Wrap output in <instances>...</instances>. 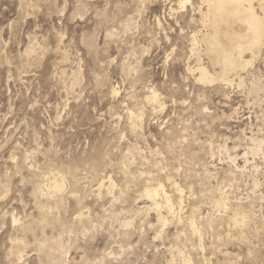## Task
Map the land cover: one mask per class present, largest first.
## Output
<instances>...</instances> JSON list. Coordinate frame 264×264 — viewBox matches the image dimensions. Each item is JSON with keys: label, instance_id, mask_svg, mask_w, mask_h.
<instances>
[{"label": "rangeland", "instance_id": "374dc122", "mask_svg": "<svg viewBox=\"0 0 264 264\" xmlns=\"http://www.w3.org/2000/svg\"><path fill=\"white\" fill-rule=\"evenodd\" d=\"M204 9L0 0V264H264V48L200 83Z\"/></svg>", "mask_w": 264, "mask_h": 264}, {"label": "bare ground", "instance_id": "6f19581e", "mask_svg": "<svg viewBox=\"0 0 264 264\" xmlns=\"http://www.w3.org/2000/svg\"><path fill=\"white\" fill-rule=\"evenodd\" d=\"M186 1L187 0H180L182 7ZM257 1L261 12L260 14L255 11L252 0H202L205 4V9L203 11L199 10V12L201 22L206 28V31L200 34L198 38H192L191 43V53L195 58L194 66L196 67L194 70L197 72V81L205 84L212 83L213 81H221L228 85L235 80V78L231 79L230 77L237 76V84L243 85V77L240 74L241 71H248V67L252 65L264 48V0ZM246 54L248 58H246ZM203 57L207 59L212 72L206 68L207 66L205 67L202 65L201 62ZM254 87L258 91L262 90L260 83L254 85ZM115 91V88H112V92L115 93ZM147 99L151 101L156 100V93L154 90L150 91ZM257 100H259V98ZM256 138L252 137L250 139L253 145L249 149V152L251 154H260L264 156V147L262 146L263 140ZM53 178V185L51 186L53 190H63V178L61 179L57 177V175ZM53 178L51 177V179ZM110 183L108 184V189L112 184ZM99 184L101 188L102 183ZM175 189L180 191L176 185ZM51 191L52 190L49 192ZM141 196L148 199L150 205L154 206L153 209L157 211L160 221L163 218L160 215L161 212H158L161 206L159 203V196L162 197L164 207L169 210V212L172 210L173 205L170 204L169 198L161 184H157L153 187H145L142 190ZM222 198L220 203L222 206H226L227 198L225 196ZM44 213L48 214L45 210ZM244 215L242 218L235 216L233 218L234 223L238 224L241 221L242 223H247V218L244 217ZM126 223L129 224L130 221ZM53 242H55V240ZM52 245L54 246V244ZM50 248H52V246Z\"/></svg>", "mask_w": 264, "mask_h": 264}]
</instances>
